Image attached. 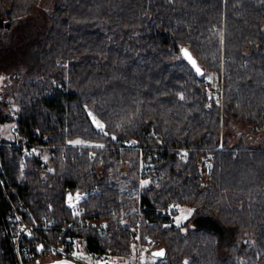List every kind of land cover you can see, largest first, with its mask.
<instances>
[{
  "label": "trees",
  "instance_id": "16d2710c",
  "mask_svg": "<svg viewBox=\"0 0 264 264\" xmlns=\"http://www.w3.org/2000/svg\"><path fill=\"white\" fill-rule=\"evenodd\" d=\"M40 3L0 0V127L37 144L25 162L1 149L0 264H18L12 204L110 219L107 235L71 231L89 254L133 253L139 215L167 246L158 264H264V146L223 134L264 130V0H56L43 20Z\"/></svg>",
  "mask_w": 264,
  "mask_h": 264
},
{
  "label": "built area",
  "instance_id": "2783aa9c",
  "mask_svg": "<svg viewBox=\"0 0 264 264\" xmlns=\"http://www.w3.org/2000/svg\"><path fill=\"white\" fill-rule=\"evenodd\" d=\"M210 81V77L205 80L206 83ZM129 143L131 144V142ZM5 145L8 146L12 154H20L23 162L26 161L30 153L35 152L37 149V144L29 145L18 137L10 140L0 134V178L1 173L4 171L1 164V149ZM92 156H94V153H92ZM182 156L186 160L190 157L186 149H182ZM207 158L211 159L210 152L207 153ZM135 196L140 198V192H136ZM169 210L177 212L178 208L172 206ZM72 212V219L67 224L61 225L48 214L44 215L41 220L32 221L31 218H34V215L26 205L17 206L12 204L9 213L10 223L5 227L4 232L8 234L12 242L18 264H32L46 257L71 259L85 264H118L123 259L132 260V264H155L157 259L160 258L154 255L153 251L162 247V240L151 234H147L142 240L140 227L137 225L134 228L138 230V246L133 253L123 254L114 249L113 246H108L102 254H92L94 256L92 260L85 258L79 254V249L84 245V242L81 239L73 238L71 231L95 229L99 234L107 235L112 224L108 218H99L88 214L82 204L74 205Z\"/></svg>",
  "mask_w": 264,
  "mask_h": 264
},
{
  "label": "rangeland",
  "instance_id": "374dc122",
  "mask_svg": "<svg viewBox=\"0 0 264 264\" xmlns=\"http://www.w3.org/2000/svg\"><path fill=\"white\" fill-rule=\"evenodd\" d=\"M55 4H56V0H41V3L37 7V17L40 18L41 20H43V15L46 12L51 13L53 11V8H54ZM210 78H211V76H210ZM220 85H221L220 83H219V85H216V87H213L211 85L213 88H215L216 93L215 94L210 93L211 94L210 98L212 96H215V97H220L221 96L223 89H222V85L221 86ZM212 87H210V92L213 91ZM217 91H219V93ZM220 101H223V97L220 98ZM91 116H92L93 120L95 121V123L98 125V127L99 128H103L104 123L98 118V116L96 114H94L93 112H91ZM235 124H236L237 127H234ZM237 124H241V128L239 130H238V127L240 125H237ZM224 125H225V127H224L223 134H224V136L226 138H228L230 140V145L231 146H233L232 143L236 141L235 139L238 138L236 136V134H241V136H242L244 133H246V129L245 128H250V125L244 124V123H242L240 121H234V120H229V121H227V123L224 121ZM251 129H252V126H251ZM0 132H1L0 134H3V132H4L7 135L13 137V138L10 137L11 138L10 140L15 139L14 137L17 136L15 125L12 122H9V123H6V124H2L1 127H0ZM262 132H264V130H262ZM6 138H8V136ZM48 158H49V154L47 153V154H45L44 159L47 160ZM178 210L179 211L176 212V214H175L176 216H175L174 220L176 222H178V223H181V224H183L185 222H189L190 225H192L193 224V220L192 219L188 220V218L192 214V208L189 207V206H182V207H179ZM137 218H138V220H137V224L136 225L138 227H141L142 219H141V217L139 215H138ZM133 229H136V228H133ZM137 236H138V230H137ZM137 236L135 237V240L133 242V249L134 250L138 246V238H137ZM141 239H142V237H141ZM162 246H166L163 243V241H162ZM79 254H81L82 256H84L85 258H88L90 260H92L94 258V256L92 254H89V253L85 252L83 250L82 246L79 249ZM123 254H125V253H123ZM161 259L165 260L166 257L157 259L155 264L160 263ZM132 262H133L132 260L123 259V260H120L118 262V264H132ZM80 264H85V263H80Z\"/></svg>",
  "mask_w": 264,
  "mask_h": 264
},
{
  "label": "crops",
  "instance_id": "0c3cea01",
  "mask_svg": "<svg viewBox=\"0 0 264 264\" xmlns=\"http://www.w3.org/2000/svg\"><path fill=\"white\" fill-rule=\"evenodd\" d=\"M237 125H240L238 127V130H239L241 128V124H237ZM234 127H237L236 124ZM245 129H246V133H244L242 136H241V134H236V136L238 138L235 139L236 141L232 143L233 146L237 145L239 142H243L246 146L251 147V148H259V147L264 146V132L256 131L253 127L251 129V126H250V128H245ZM3 135L5 137L8 136V139L13 138L4 132H3ZM63 260H64V258L46 257V258H43L42 260L34 262L32 264H72V263H68V262H61ZM56 262H59V263H56ZM77 264H80V263H77Z\"/></svg>",
  "mask_w": 264,
  "mask_h": 264
},
{
  "label": "water",
  "instance_id": "95a60500",
  "mask_svg": "<svg viewBox=\"0 0 264 264\" xmlns=\"http://www.w3.org/2000/svg\"><path fill=\"white\" fill-rule=\"evenodd\" d=\"M184 55L196 68H199L197 59L194 57V55L192 54V52L190 50L184 49ZM193 61L195 63H193ZM161 252L163 253V255H157L158 253H161ZM153 254L158 256V257H160V258H165L166 255H167V247L166 246H162L161 248L155 249L153 251ZM61 262H68V263H72V264H77L76 261L71 260V259H64ZM56 263H59V262H56Z\"/></svg>",
  "mask_w": 264,
  "mask_h": 264
},
{
  "label": "snow or ice",
  "instance_id": "6c2138e0",
  "mask_svg": "<svg viewBox=\"0 0 264 264\" xmlns=\"http://www.w3.org/2000/svg\"><path fill=\"white\" fill-rule=\"evenodd\" d=\"M193 63H195V62L193 61ZM197 71H199V69H197ZM157 255H163V253L161 252V253H158Z\"/></svg>",
  "mask_w": 264,
  "mask_h": 264
},
{
  "label": "bare ground",
  "instance_id": "6f19581e",
  "mask_svg": "<svg viewBox=\"0 0 264 264\" xmlns=\"http://www.w3.org/2000/svg\"><path fill=\"white\" fill-rule=\"evenodd\" d=\"M18 131V130H17ZM55 147V146H54ZM81 148V147H80Z\"/></svg>",
  "mask_w": 264,
  "mask_h": 264
}]
</instances>
